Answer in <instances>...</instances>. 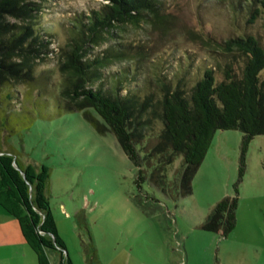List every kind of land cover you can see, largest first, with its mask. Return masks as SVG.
Masks as SVG:
<instances>
[{"label": "rangeland", "instance_id": "374dc122", "mask_svg": "<svg viewBox=\"0 0 264 264\" xmlns=\"http://www.w3.org/2000/svg\"><path fill=\"white\" fill-rule=\"evenodd\" d=\"M35 1L34 20L48 26L50 34L43 32L42 40L48 38L46 46L52 50L39 52L30 60L40 75L39 86L16 84L27 111L13 121L16 131L5 139L23 161L50 168L49 206L72 263L264 264V133L250 139L240 180L242 132L217 129L193 175L190 194L173 200L148 178L137 187L136 167L112 133H97L79 111H57L64 58L61 48L68 47L71 20L105 0ZM160 3L159 17L117 23L86 42L85 59L100 56L103 48L110 47L100 64H92L106 79L104 86L123 68H132L133 75L128 74L125 83L133 82L143 89L145 79L157 101L162 82L170 79L175 83L180 78L187 90L199 75L201 64L213 68L216 80L223 79L225 68L239 76L243 57L224 50L223 39L252 33L264 46V9L251 18V6L244 0ZM116 51L121 55L111 54ZM260 79L264 82V68ZM42 96L47 99L46 106L30 103L31 98ZM141 116L143 121L149 116L144 128L155 136L162 128L159 106L149 107ZM179 164L177 156L167 169L168 183ZM235 183L238 198L232 230L219 235L202 229L199 224L212 204L232 194ZM48 257L52 264H58L56 251L48 249Z\"/></svg>", "mask_w": 264, "mask_h": 264}, {"label": "trees", "instance_id": "16d2710c", "mask_svg": "<svg viewBox=\"0 0 264 264\" xmlns=\"http://www.w3.org/2000/svg\"><path fill=\"white\" fill-rule=\"evenodd\" d=\"M244 1L251 6V18L264 9V0ZM160 5V0H105L86 14L73 17L68 47L61 48L64 58L60 64L62 74L56 103L58 112L79 111L97 133L113 134L136 167L134 182L137 187L148 178L162 193L177 200L191 193L193 175L217 129L242 132L238 164L240 180L250 139L264 133V82L260 79V71L264 68V46L252 33L223 39L224 50L236 51L243 57L239 76L225 68L223 79L216 80L213 68L201 64L199 75L187 90L180 84V78L175 83L170 79L162 82L157 101L153 92L148 91L145 79L143 89L133 82L125 83L127 75H133L132 68H123L111 79V84L104 86L106 79L92 64H100L110 47L103 48L100 56L85 59L86 42L117 23L157 18L161 14ZM34 10L35 0H0V206L15 218L37 264H51L48 249L57 251L58 264H73L57 233L49 206L50 168L44 163L37 165L23 161L19 151L7 145L5 139L6 135L16 131L13 121L27 111L16 84L24 83L27 88L39 86L40 75L36 74L30 60L39 52L52 50L46 46L48 38L42 40L44 33L50 34L48 26L37 24ZM6 16L28 20L14 22ZM111 54L121 55V52ZM161 76L165 75L161 73ZM30 103L46 106L47 99L35 97ZM154 105L159 106L162 128L152 136L144 128L150 118L147 116L143 121L141 113ZM177 156H180V164L168 183L167 169ZM237 198L235 183L232 194H225L212 204L200 227L219 235L228 234L235 225ZM136 202L144 208L142 202ZM92 259L96 261L94 252Z\"/></svg>", "mask_w": 264, "mask_h": 264}, {"label": "crops", "instance_id": "0c3cea01", "mask_svg": "<svg viewBox=\"0 0 264 264\" xmlns=\"http://www.w3.org/2000/svg\"><path fill=\"white\" fill-rule=\"evenodd\" d=\"M0 264H37L33 251L21 236L15 218L7 213L1 206Z\"/></svg>", "mask_w": 264, "mask_h": 264}]
</instances>
